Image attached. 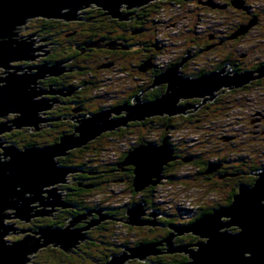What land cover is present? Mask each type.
I'll return each instance as SVG.
<instances>
[{
	"label": "water",
	"instance_id": "obj_1",
	"mask_svg": "<svg viewBox=\"0 0 264 264\" xmlns=\"http://www.w3.org/2000/svg\"><path fill=\"white\" fill-rule=\"evenodd\" d=\"M152 1L155 0H0V67L5 68V71L0 74H8L0 77V82H5L0 86V117L5 118L8 114L18 113L14 119L0 123V134L11 129V126L18 129L22 126H31L30 130L35 131L39 122L64 119L61 117L41 120L38 111L50 108V105L46 107L44 103L49 98L33 99L38 95L51 93L50 86L49 90L39 88L36 85V79L43 77L46 73L61 74L63 72L61 66L47 69L46 65L41 64L38 65L39 67L21 68L10 64L11 61L16 60L31 61L35 56L34 51H42L32 48L34 43V39H30L32 35H17L15 28L17 25H22L28 18L36 16L78 20L76 11L91 5L102 7L112 17L126 19V15L119 11L121 4H126V9H133ZM235 4L239 8L243 7V2L239 0H235ZM65 9L68 11L62 12ZM67 14H71L72 17L65 18ZM247 28L248 26L242 28L240 33H244ZM186 59L184 58L154 78L150 88L167 85L160 97L144 101L140 94L133 99L132 103L122 104L114 110L100 111L90 117L78 115L79 119L75 122L79 125L74 128V132H79L78 137L73 136L75 135L73 133L69 136H61L59 141L53 144L24 148L12 144L2 146L5 142H0L3 150L0 155H4L3 159L0 158V264H27L30 262L29 255L35 254L40 247L48 243L59 246L69 253L81 241H84L82 228H74L79 222L78 218L70 221L65 227L47 226L35 232L30 229L18 231L19 228L15 230L13 224L9 226L4 222L6 218H18L30 222L32 217L51 216L56 207L66 206L61 201L62 193L58 192V188L45 190L48 186L65 183L66 175L74 170L61 165L58 157L67 155L71 149L84 146L104 132L127 127L131 122H142L154 116L184 114L189 107H194L188 104L181 105V100L204 96L213 100L221 88L243 86L253 78L264 75L262 73L260 76L253 77L251 73L223 75L213 72L196 78L186 77L181 73V67ZM146 66L149 65L146 64L143 69ZM24 68L28 71L17 74V71H22ZM31 69H37V71L29 73ZM66 71L68 70L64 72ZM112 113L117 114L118 118H113ZM10 122L13 124L6 125ZM177 159L178 156L170 146L169 139L164 137L160 143H143L133 148L128 152L124 164L134 166L133 186L138 192L160 183L164 177L165 166ZM191 159L192 157L184 161ZM256 174L257 179L254 185L241 184L230 205L201 215L187 226L171 227L177 231L178 235L191 232L207 238L206 241L192 244V246H198L195 249H188L186 245L175 247L173 232L164 239L166 251L188 254L189 258L184 264H264V170ZM35 203L39 205L35 206ZM48 207L52 208L48 209ZM33 208L37 210L34 211ZM9 209L15 212L8 213ZM145 212L143 203L128 207L124 222L129 225L143 226L147 224L143 219ZM10 214L15 216L10 217ZM224 217L229 220H222ZM103 218L104 216L100 215L98 220L91 223L98 224ZM105 219L109 218L105 216ZM231 225H237L239 231L223 229ZM27 231L39 234V237L27 235L16 242L4 240L7 234H20ZM160 244L141 243L135 248H125L124 250L128 252L124 253L123 250L121 255H111L105 264H124L131 258L144 261L150 256L161 253L158 249Z\"/></svg>",
	"mask_w": 264,
	"mask_h": 264
},
{
	"label": "flooded vegetation",
	"instance_id": "obj_2",
	"mask_svg": "<svg viewBox=\"0 0 264 264\" xmlns=\"http://www.w3.org/2000/svg\"><path fill=\"white\" fill-rule=\"evenodd\" d=\"M195 1H197L198 3L197 7L191 4L188 7L186 6L187 7L186 9L183 6L184 3H181L182 8L184 9L181 10L180 14H177V18L179 15V18L181 20H185L187 18H190L192 20L194 19L195 23H197L198 25L201 22H207L206 23L207 27H204L200 31H197L196 29L193 30L192 27H189L188 32L192 34L193 42H190V38H189L190 35L187 37L184 36V34L187 32L179 33L178 35H176L177 37L178 36L180 37V40H182L181 42L182 46L183 45L185 46L186 42L191 44L192 46L195 45L194 47L195 50H187L185 48L184 52H182V55L180 58H182L183 60L184 59L183 57L186 54L187 59H186V62L183 64L184 67L181 73L186 77H192V78L200 77L202 75L210 74L213 72H219V73H222L223 75L251 73L253 77H256L258 75L260 76L262 73L264 74V8L263 9H260V8L253 9V8H250L249 6H246L244 8H239L235 4V0H221L222 1L221 4H217L216 2H212V1H210L212 2L211 4H206L207 2H205V0H195ZM166 2L169 3L170 1H166ZM244 2L245 4L250 3L249 0H244ZM175 4H178V3H175ZM178 5H180V3ZM213 5H217V6H213ZM89 8L90 9L97 8V9H100V11L101 9H103L102 7L97 6V5H91L88 7H84V9L80 12V14H78L79 16H77V18L79 19L71 23L73 24L74 22L79 21L80 23H84V24L75 23V24H78V26H76V28L75 27L71 28V32L70 30H67V29L59 32V29H60L59 27H62L61 25H63L62 22L69 21V20H65V19L63 20L62 18L61 20H53L55 21V23L57 22L55 25V28H57L55 31L58 32L56 34V39H59L60 42H46L47 40L49 41V38L52 39L53 37L48 36L47 35L48 31L43 28L40 30L41 32L40 34L38 33L35 34V35H38L42 41H45L46 42L44 43L45 46L49 48V49H45L44 51L45 53L34 56V58L39 59L38 60L39 63L36 64L35 66L45 64L47 66V69L55 67V66H61V68L63 69V74L50 75V73H47L42 77V80L39 82L40 85H42L44 81L46 82V85L48 87L50 86L51 88L50 89L51 93L47 97L52 100L49 101L48 99L47 101H44V103H46V107L47 105H50V107L51 106L53 107L55 104L59 103V105L61 104L62 106L58 107L57 112H62V111L65 112L62 115V117L66 121L64 123H60V125L55 126V128L58 129L56 130V133L61 134V136H63L64 134L73 133V131L71 132V130H74V128L76 127L75 121L79 119L78 115H80L81 113L80 110H82L84 106L88 107L87 109L85 108L83 109V111L87 112V114H83L80 116L90 117V115H92L95 112L108 111L110 109L114 110L116 107L122 104L132 103L133 99L140 94L144 101L154 100L160 97L161 95H163V93L166 90V86H167L166 84L160 85V86L164 85L165 90L164 92L161 93L160 96H157L154 98L146 97L145 95L147 94L146 93L147 91L141 90L142 87L149 85L150 83L149 79L152 78L153 73H155L152 70V67H154L156 71V76L162 74L163 72L167 70L166 68L162 70V72H159L161 71L162 68L156 64H153V66L150 68L151 71L149 70L147 74H144V77H145L144 79L147 81H144L143 84H140L139 86H137V88L134 89L131 95L123 97L121 100L117 101L113 105L111 104L110 105L111 108L109 109L98 106L94 98H91V97L85 98L86 96L85 94H82L81 96L80 95L75 96V94H77L78 89L83 88L79 85H71V83H73L77 77H80L81 73L83 72V68L79 67V65L77 64H82L86 61L84 59H81L80 57L85 56L84 58L90 61L91 58L94 56L91 52L93 51L101 52L99 53L101 55L93 59L96 61H101L103 63L101 66H97L96 68V71H98V74L99 73L101 74L102 69L108 70V71L113 70L112 65L116 62L112 59V56L118 54L117 45L115 43L111 45L110 46L111 48H110L106 45L100 44L102 43L101 41H97V43L91 44L93 47L83 48L82 53L76 56L69 57L68 59L62 60L64 56L67 57L69 56V53H72L73 47L82 48V45L85 44L83 40L87 39L88 36L91 35L90 32L92 31V28L90 27V25L88 26L89 23L87 22H90L92 20L87 19L85 17L87 14L86 9H89ZM168 9L171 10V8H168ZM201 12H204V13H201ZM219 12L221 15H218ZM123 14L126 15V19H127L130 13L127 14L126 10L125 11L123 10ZM109 15L110 14H108L106 11V14L103 13L102 17H106L108 21L113 20ZM64 17L70 18L72 16L71 14H67ZM204 18L205 20H203ZM216 19L218 21L214 22ZM117 20L125 21V19H117ZM208 23L210 25H208ZM170 24L177 25L179 24V20L178 21L175 20L173 23L170 21ZM66 26H69V25L66 24ZM164 26H167V24ZM246 26H248L247 30L244 33H240V30L242 28H245ZM22 28L23 27H21V29L19 30V33H17L18 36H25L21 34ZM97 29L98 31L104 30V28H97ZM61 35L65 37L63 38L64 40L62 38L61 39L59 38V36ZM72 37L76 38V40L78 39L79 42L78 41L73 42L72 39H69ZM34 42H37V41L34 39ZM156 42H157V46H156L157 51H161L162 49L164 50L165 43L160 44V42L157 41V37H156ZM165 45H166L165 48H167V44ZM36 49L42 50V51L44 50L42 46H40L39 48H35L34 50ZM210 53L212 55H208ZM204 55L208 57L206 61H204V59L201 58ZM99 57L100 59H98ZM180 58L177 59L176 62H180L181 61ZM69 63H71V65ZM191 63H193V65L195 66V67L194 66L191 67L192 71L188 70L190 68ZM31 66H34V65H31ZM24 67H29V65L24 66ZM120 68L126 69L124 67H120ZM65 70H68V72H64ZM42 73H44L43 70H42ZM102 84H105V83L103 82ZM160 86H157V87H160ZM150 89H153V88H150ZM113 92L116 93V90H114ZM237 92H242L247 98L249 97V95L252 96V99H250L251 102L252 100L255 99L257 103L260 100V103L262 104L264 101V75L260 76V78H253L252 80H250L249 83H246L243 86H239L235 88H229V87L221 88L219 91H217L216 96L213 100L208 98V96L193 97V98H188L186 100H181L180 104L181 105L188 104V105L194 106L192 108L189 107L186 110V113H184V115L187 117L198 116L201 113L200 111L203 110L206 117H209V118L212 117L213 121H221V120L230 118L232 116V112L234 110L233 108L235 109L239 108L238 106L234 104H239L238 101H241L242 99L244 101L243 97L240 100V99H237L239 97L234 96L235 93ZM114 98H117V96L115 95ZM90 105H92L93 107H91ZM95 105L97 106V108L94 107ZM240 107H241V110H244V108L247 110L246 113H242V117H243L242 121L248 122V126L246 127L245 125H243L245 127H239L237 129H234L233 126L237 123H240L241 119L238 121L236 120L234 122L224 124L222 127L227 128V131H229V133L231 132L235 133L233 136L229 134L225 138L227 140L229 138L230 140V138L232 137L236 138L237 136H250L253 142H251L249 145L251 146V145L256 144L259 147L261 144L264 143V110H258L255 115L250 114L249 104L247 101L243 105L240 104ZM44 113L45 114H43V116L50 115L52 112L51 113L44 112ZM9 115H14V114H9ZM39 118L41 120L44 119L40 116ZM51 119H55V118H51ZM45 120H50V119H45ZM197 121H200V120H197ZM46 122H41L35 131H31L28 127L21 128L20 130H14L15 128L14 126L8 131L14 130L16 133L29 132L30 134H33L39 131L38 134H41V132L47 130L46 126L47 127L50 126L49 124L45 125ZM42 124L44 125L42 126ZM65 127L71 128V129L67 130ZM127 127H129V125ZM211 127H212V131L214 132L217 126L214 125ZM118 129L110 131V132H113V134L117 133L116 131H118ZM46 132L48 135H51V133H48V131ZM107 133L108 132H105L104 134L100 135L99 138L101 140L105 139ZM38 134L36 135L38 136ZM1 140L2 142H6L2 139V137H1ZM58 141L59 140H57L56 142ZM242 143H244V141ZM247 143L248 142L245 141L244 145ZM7 145L8 144H6L5 146ZM12 145H15V144H12ZM27 146H45V145H27ZM250 146H249V149L252 148V150H248V151H246L245 149L243 150L245 152L253 151L254 154L252 153L253 155H247L248 158H246V160H241V162H239L240 165L238 164L234 168L232 167L230 169L229 168L226 169V167L224 166L225 163H223L222 161H216L217 163L211 164L209 168L207 169L209 173H207V170L203 168L199 172L201 174H206L205 176L207 179L222 180L223 179L222 176H224L226 179L229 180L228 185L230 186V190L237 189V192H238V187L241 184L252 186L257 178L256 173H258L261 170H264V153L260 154L259 151L256 152L255 148L250 147ZM24 147H20V148H24ZM181 154H178V155H181ZM199 157H201V155H195L193 156V160H198ZM204 161H206V159ZM60 164L64 166L63 163L60 162ZM213 165L215 166L211 168ZM66 166L74 169L73 172H76L77 174L80 173L78 167L73 166V165H66ZM133 171H134V166H133ZM133 175H134V172H133ZM75 179H78V175L75 176V178H73L74 181H76ZM67 183H68V180H66V182L59 189L60 190L59 193L60 194L61 192L63 193V195L61 194L62 196L61 201L62 203L66 205L65 207H56L54 213L49 217L39 216V217H36V219L32 218L30 223L23 221V220H18V222L22 224L25 223L26 224L25 229H30L32 231L33 229H36V227L38 226L65 227L69 224L70 221L74 220L75 218L76 219L78 218L79 222L74 226V228H79V227L82 228V230L81 229L80 230L84 234L85 239L87 240L90 239V236L88 237V233H90L92 231V228H94L95 226L99 232V227L103 223L116 222L115 215L118 211L116 208L107 209L106 213H104L103 209L100 206H97L98 205L97 204L95 207H93L89 211H86L84 210V208H82L81 201H79L78 199L75 198L76 202H73V201L70 202L69 200H67L65 198L66 196H68L67 191L71 192L74 190L75 191L79 190V186L71 187L70 185L72 184L67 185ZM78 185H82V183L80 182ZM74 195L76 196L77 194L75 193L72 196ZM37 205L39 204L37 203ZM124 209L127 211L126 206ZM200 212H198L197 214L199 215ZM100 215L104 216L101 222L98 224H92L91 222L96 221L98 219V216ZM105 216L109 218L107 221H104ZM125 216L127 217V215ZM200 216H198L197 218H199ZM52 218L54 219V222L50 223V221H52ZM170 218L172 217L170 216ZM170 218L165 211L159 212L158 210H153L152 208H149L148 206H146V212H145V215L143 216V219L147 222V224L141 227H145V226H148L149 224H152V227H150V230H153V231L159 230V233L155 236L154 235L151 236L148 239V242H143V243H153V242L161 243L158 246V249H160L161 253H159L158 255L150 256L148 259L144 261L134 259L135 261L142 262V263L144 262L148 264H157V263L162 264L161 262L164 259L171 261V260H175L177 258L183 257L188 260L189 258L188 254H186L185 252H182V253L167 252L166 251L167 247H166V243L164 242V239L171 233V230H172L175 234V237L173 238V243L175 247L186 245L188 246V249H194L192 247V244L200 242L199 241L200 237L191 232L178 235L177 231L173 230L171 227L184 226L186 224H184V222L181 224L173 222L170 220ZM44 221L45 222L47 221V222L44 223ZM13 228L15 230H18L17 227L16 228L13 227ZM23 230L19 228L18 231H23ZM28 232L30 233V231H27L26 234L23 233L25 234L24 237L27 234H29ZM24 237L22 239H24ZM92 241L94 240L92 239ZM98 243H100L98 242V240H96L94 244L86 242L85 243L86 246H82L79 243L75 248L72 249L71 253L78 255V252L82 251L84 254H88L87 252L81 250L82 249L81 247L83 248L88 247L90 244H92V246L95 247L98 245ZM54 247H59V246L51 245L48 248L45 247V249H49V248L54 249ZM119 253L121 252H115V253H112L111 255L119 254ZM94 259H96L94 261L95 264H100L103 260L102 256L96 257Z\"/></svg>",
	"mask_w": 264,
	"mask_h": 264
},
{
	"label": "rangeland",
	"instance_id": "obj_3",
	"mask_svg": "<svg viewBox=\"0 0 264 264\" xmlns=\"http://www.w3.org/2000/svg\"><path fill=\"white\" fill-rule=\"evenodd\" d=\"M190 1L192 0H189V2L184 3L183 6L185 9L189 5H191ZM210 1L216 2L217 4L222 3L221 0H205V2H210ZM239 1L243 2L242 8L246 6H249L250 8H253V9H256V8L263 9L264 8V0H249L250 3L249 4L246 3L247 5L245 4L244 0H239ZM126 6H127L126 4H121L119 11L123 13V10L124 11L127 10ZM167 6L168 8H171L173 11L169 13L170 15L165 16L161 19V22L158 28L157 41L160 42V44L161 43L167 44V48H165L166 45L164 44V50L160 49L163 52L160 53L161 56L157 57L155 61L156 65L160 67H165V65L169 63L176 62L177 59L181 57L182 52H184L185 48L187 50H195L194 48L195 45L192 46L191 44L187 42L185 46L184 45L182 46V43H181L182 40H180V37L179 36L177 37L176 35H178L179 33L187 32L184 34V36L187 37L190 35L189 38L192 40V34L188 32L189 27H192L193 30L196 29L197 31H200L204 27H207L206 25L207 22H201L198 25L197 23H195L194 19L192 20L190 18H187L185 20H181L179 18V15L177 18V14H180L181 10L184 9L182 8L181 4L178 5V4L169 2ZM83 9L84 8L77 10L76 13L80 14V12ZM65 11H68V9L67 10L65 9L64 12ZM201 13H204V12H201ZM218 15H221L220 12L218 13ZM47 19L48 20H61L59 18H54V17L46 18V17L36 16V17L28 18L26 22L22 25L23 28L21 30V34L25 36L34 35L32 38L37 41L33 43L32 48L43 46L45 45L44 43L49 42L48 40L46 42L42 41L38 35H35L37 33L38 34L41 33L40 30L42 29V24L44 20H47ZM114 19H119V18L114 17ZM175 20L177 21L179 20V24L172 25L170 24V22H167V21H171L173 23ZM203 20H205V18ZM73 21H76V20L63 21L62 22L63 25H61L62 27H59L60 28L59 32L65 29L71 31V28L73 27L76 28L78 24H84V23H80L79 21L71 24ZM217 21L218 20L216 19L214 22H217ZM75 23H78V24H75ZM66 24H68L69 26H66ZM166 24L167 26H164ZM208 25L210 24L208 23ZM59 38L63 39L65 37L61 35L59 36ZM43 49L45 50L49 48L44 47ZM42 53L44 52L34 51V55H38ZM91 53L94 56L91 58L90 61H93V62L96 61L93 59L101 55L99 54L101 52L93 51ZM208 55H212V54L210 53ZM183 58H187L186 54L184 55ZM201 58L204 59V61L208 59V57L205 55L202 56ZM98 59H100V57ZM112 59L116 62L112 65L113 70L112 71L107 70V72L104 73L103 76L100 75V77L97 79L100 82H104L105 84L96 85V86H99L100 94L97 95L96 99L94 98L98 106L105 107L108 109L111 108L110 106L111 104L113 105L117 101L121 100L123 97L131 95V93H133L134 89L137 88V86L142 84L144 81H147L144 79L145 78L144 75L140 74L139 71L130 62L133 59V55H126V54H123V53L121 54L118 52V54L112 56ZM38 60L39 59L37 58L31 61L16 60V61H11L10 64L15 67H24L28 65L35 66L36 64L39 63ZM121 65L125 66L126 69L124 70L120 68L122 67ZM193 66H194L193 63H191L190 68L188 70L192 71L191 67ZM170 67L171 66H168L167 69H169ZM183 67L184 66L182 65L181 71H183ZM133 69H136V70H133ZM25 71H28V69L26 68ZM25 71L23 70L17 71V74L24 73ZM36 71L37 69H32V71L30 70L29 73H35ZM61 74H63V72ZM107 74L108 75L111 74V75L107 76ZM2 76L3 74H0V77ZM41 80H42V77L37 78L36 85L41 89L49 90V87L46 85V82L43 81V84L40 85L39 82ZM3 84H5V82L0 83V86H2ZM93 90H94L93 88H90L86 92V94L90 95ZM114 90H116V93L113 92ZM48 95L50 94H41V95L34 97L33 99L37 100V99L48 98L47 97ZM115 95L117 96V98H114ZM234 96L239 97L237 99H240V100L243 97L244 101L242 99L241 101H238L239 104H234L238 106L239 108L238 109L233 108L234 110L230 118H227L221 121H213L212 117L210 118L206 117L204 114V111L201 110L200 111L201 113L198 116L187 117L184 114H178L179 117L175 118L172 121V123H174L176 127H174V131H171V133H168L166 137L167 138L169 137L168 138L169 144L175 150V155L178 156L177 160L188 159L187 156L189 155L190 156L201 155V157H199L198 160H193V158L191 160H185L184 163L177 165L176 167L170 169L168 172H166L164 169V173H163L164 177L162 178L161 182L157 184V188H156L157 191L153 195L154 201L157 203L156 204L157 206H154L152 209L158 210L159 212L165 211L168 214L169 218L170 216L172 217L170 218V220L173 222L180 223V224L183 222H187L193 217H196L198 215L197 213L200 212L201 209H205V208L212 207V206H217L218 204H222L226 201L225 195L230 190V186L228 185L229 180L226 179L225 177H222L223 178L222 180L207 179L205 176L206 174L199 173V171L202 170L203 162L205 159L210 160V161H215V162L222 161L223 163H225L224 166L226 167V169L228 168L230 169L238 165L239 162H241V160H246V158H248L247 155L254 154L253 151L245 152L243 150V149H245L246 151L252 150V148L249 149V146H250L249 144L253 142L250 136H237L236 138H234L232 136L235 133L233 132L229 133V131H227V128H223L222 126L226 123H231V122H234L236 120L238 121L241 119L240 123H237L233 126L234 129H237L239 127H245V126L247 127L248 122L242 121V118H243L242 113H246L247 110L245 108L244 110H241L240 104L243 105L247 101L249 104L250 114L255 115L258 110H264V101L262 104L260 103V100L257 103L255 99L252 100L251 102L250 99H252V96L249 95V97L247 98L242 92H237L235 93ZM60 106L62 105L61 104L59 105V103L55 104L53 107L51 106L49 109L38 111V114L42 118H61L65 112L64 111L57 112V109ZM90 106L93 107L92 105ZM94 107L97 108L96 105ZM84 108L87 109L88 107L84 106L83 109ZM83 109L80 110L81 112L80 115L87 114V112H84ZM44 112L46 113L52 112V113L50 115L43 116V114H45ZM96 113H99V112H95L92 115H95ZM178 115H175V116H178ZM112 117L118 118V115L112 113ZM14 118H15L14 115L8 114L7 117L5 118L0 117V123L3 121L6 122L8 120H12ZM197 120H200V121H197ZM65 121L66 120L64 119L47 121L45 125L49 124L50 126L46 127L47 128L46 131H48V133H51L53 137L55 136L57 137L59 133L58 134L56 133V130L58 129L55 128V126L60 125V123H64ZM75 123H76V127H78L79 123L78 122H75ZM157 123L159 124V122ZM6 125H10V124L7 123ZM43 125L44 124H42V126ZM154 125L157 127L159 126L161 127V125L158 126L156 123ZM214 125H216L217 127H216V130L213 132L211 126H214ZM28 128L31 129V126ZM140 128L142 127H138L137 128L138 130L137 129L131 130L132 131L131 134L128 133L124 136L113 134V136L110 138V140L112 141L111 142L112 145L109 147L111 149V152L114 154L111 160L112 162H114L117 159V157L119 156L118 155L119 153H122L123 151L129 148V146H127L129 143L134 144L140 137H146L147 139H153L154 141L155 140L158 141L160 139L161 128L158 131H153V130H156L157 128L155 127L149 128L147 127V125L144 126L142 129ZM66 129L69 130L71 128H66ZM14 130H20V129L14 128ZM14 130L5 131L2 133V135L0 134V138L2 137V139L6 141L5 143L2 144L3 146H5L6 144L11 145L12 144L11 142H16L17 144H19V146H22V145H26L28 142H32L33 140L39 139L37 141L41 142V140L48 139V137L45 134H43L42 137H38L36 134H38L39 131L36 133L30 134L29 132L16 133ZM73 133L75 134L73 136H76V137L79 136V132H74L73 130ZM73 133L64 134L63 136H69ZM229 134L232 135L231 136L232 138H230V140L228 138L227 140L225 137L228 136ZM105 139L101 140L99 138V141H101V143L103 144L102 141H104ZM243 141L244 143L245 141H247L248 143L244 145V143H242ZM88 143L85 144L84 146L76 147L74 149L69 150L67 155L74 150L81 149L87 146ZM250 147L255 148L256 152L259 151L260 154L264 153V143L261 144L259 147L256 144L251 145ZM0 152L1 154L3 153V150L1 147H0ZM181 153H184V154H181ZM81 154L82 152H80V154L78 155H81ZM84 154L85 156H88V154H91V153H84ZM178 154H181V155H178ZM2 156L3 155H0V157ZM58 158L60 159L62 158V156ZM64 166L68 167L66 165ZM214 166L215 165H213L211 168H213ZM207 173H209L208 170H207ZM77 175L78 174L76 172L68 173L66 175V180H68L67 185L75 184V181L73 180V178H75V176ZM172 175H175L177 178L175 180H171ZM54 186L58 187L59 184H56ZM247 186H250V185H247ZM45 189H49V188H45ZM112 189L108 187L107 188L103 187L102 189L94 191L93 196L91 197V201L94 202L95 204H98V206H100L103 209L104 213H106V210L110 208L125 207L127 206L126 204L129 202L131 204V205L130 204L128 205L129 207H132L133 205L137 203H143L146 209V204L140 200L141 197L133 195L131 191V187H128L127 185L126 186L121 185L119 187H116L115 190H112ZM109 190H112V192H110ZM58 191L60 192V190ZM67 194L68 196H66L65 198L69 200L70 202H72L73 192L67 191ZM35 206H37V203H35ZM51 208L52 207H48V209H51ZM7 211H13V210L9 209ZM18 220H19L18 218H10V219L6 218L4 222H5V225L13 224L15 228L17 227V228L25 229L26 224L19 223ZM107 220L108 219H104V221H107ZM222 220L225 221V219H222ZM190 221L189 223H187V225L194 222V220H190ZM46 222L44 221V223ZM106 225L108 226V229H109V231H106V233H112L116 236L113 243H115L121 249V253H119V255L122 254L125 248L138 247L139 246L138 243L143 241V239H149L151 236L153 235L155 236L159 233V230H156V231L150 230V227H152V225L141 227V226H136V225H129L128 223H124L120 221L110 222ZM40 227L41 226L36 227V229H33L32 232L38 231L37 229ZM32 232L30 233L28 232L29 233L28 235H35V236L37 235ZM232 232H236V231H232ZM171 233H173L172 230H171ZM185 233L186 232H184V234ZM99 234H101L100 230L98 232L95 226L94 228H92V231L88 233V237L90 236L91 238L88 240L85 239L86 242L94 244V242L96 241V237ZM23 237L24 235L21 233L20 234L11 233V234L5 235L4 240L9 241V242H16V241L21 240ZM92 239L94 241H92ZM85 240L80 242L82 246H86ZM202 240L204 239L200 237L199 241H202ZM50 246L51 245L47 246V248ZM97 246L99 247L96 249V247H93L92 244H90L88 247H84V248L81 247L82 248L81 250L89 254H92V252L97 253L98 257L103 256L101 252L99 251L100 249H102V252L107 251L108 246L107 247L105 245L103 246V244H98ZM192 247L194 249L197 248V246H192ZM108 248L112 249V247H108ZM125 252H128V250H124V253ZM179 253H182V252H179ZM71 254H72L71 252L67 253L59 247H54V249L53 248L45 249V247H43V248H39V250L35 254L29 255L31 261L28 262L27 264H95L94 262L96 260L94 259L95 257L91 258V256L89 257L88 254H84L82 251L78 252V255L77 254L71 255ZM134 259L135 258L126 260L127 263H124V264H131L132 262L135 261Z\"/></svg>",
	"mask_w": 264,
	"mask_h": 264
},
{
	"label": "trees",
	"instance_id": "obj_4",
	"mask_svg": "<svg viewBox=\"0 0 264 264\" xmlns=\"http://www.w3.org/2000/svg\"><path fill=\"white\" fill-rule=\"evenodd\" d=\"M166 1H170L178 4L189 2V0H155L146 5L140 6V8H133V10H126V13H130V14L127 17V19L128 18L129 19L128 20L125 19V21H119L117 19H114V17H112L111 15L109 16L114 21L113 20L108 21L106 17H102L103 13L106 14V11L103 9H101V11L100 9L97 8L86 9L87 14L85 17L87 19L92 20L90 22H87L89 23L88 26L90 25V27L92 28V31L90 32L91 35L88 36L87 39L83 40L85 44L82 45V48L73 47L72 53H69V56L67 57L64 56L62 60L68 59L69 57L76 56L82 53L83 48L86 47L91 48L93 47L91 44L97 43V41H101L102 43L100 44L106 45L108 47H110L115 43L117 45V51L119 53L121 54L123 53L126 55H133V59L130 62L132 63V65H134V67L139 71L140 74L142 75L147 74L149 70L151 71L150 68L153 66V64H156L155 63L156 58L161 56L160 53L163 52V51H157L156 37L158 36L157 29L159 28L161 19L165 16L170 15L169 13L173 11L172 9L169 10L168 6H165L168 4ZM190 4L197 7L198 3L197 1L192 0L190 1ZM56 23L53 20H44L42 24V28L48 31L47 35L53 37L52 39L49 38V42H60L59 39H56V34L58 33L55 31L57 29L55 28ZM97 28H104V30L98 31ZM69 39H72L73 42L78 41V39L76 40V38L73 37ZM190 42H193V40L190 39ZM84 57H80V58L84 59L86 62L82 64H77L79 65V67L83 68V72L81 73L80 77H77L76 80L73 83H71V85H79L83 87L82 89H78L77 94H75V96L76 95L81 96L82 94H85L86 95V96L84 95L85 98L90 96L91 98L96 99L97 95L100 94L99 86L96 85L103 83L97 79L100 77V75L103 76L104 73L107 72V70L102 69L101 70L102 72L100 71L101 74H98L96 68L97 66H101L103 63L101 61L91 62ZM180 59L182 61V58ZM176 63L178 62H172L165 65V67H161L162 69L159 72H162V70L166 69L168 66H173ZM69 64L71 65V63ZM146 64H148L149 66H146L143 69V67ZM122 67L125 68V66ZM152 70L155 73H153L152 78L149 79L150 80L149 85L144 86L141 89L147 91L146 92L147 94L145 96L148 98H154L160 96L161 93L164 92L165 90L164 85L160 87H156L155 89L154 88L150 89L151 85L154 82V78L156 76V71L154 67H152ZM110 75L111 74L109 75L107 74V76ZM90 88H93L94 90L91 92L90 95H87L86 92ZM177 117L179 116H169V115L156 116V117L147 118L142 122L130 123L129 127H120L118 131H116L117 133L114 134H118L119 136L120 135L124 136L128 133L131 134L132 132L131 130H136L138 127L143 128L144 126L147 125V127L149 128L151 127L157 128L154 131H158L161 128V135L158 141L156 140L154 141L153 139H147L146 137H140L134 144L129 143L127 145L129 146V148L123 151L122 153H119L118 154L119 156L114 162L111 161L114 154L111 152V149L109 148L112 145L111 144L112 141L110 140V138L113 136V132H108L106 134L105 137L106 139L102 141L103 144L101 143V141H99V137H97L96 139L90 141V143H88L87 146L81 149L74 150L70 152L67 156L60 158L59 161L64 165H70L73 163L72 165L78 167L80 171V174H78V179H75L76 180L75 184L70 185L71 187L79 186L78 191L75 190L71 191L73 192V194L75 193L77 194L76 196L74 195L72 197L73 198L72 201L76 202V199H78L79 201H81L82 208H84V210L86 211H89L90 209H92L97 205L91 201V197L93 196L94 191L102 189L103 187L106 188L108 187L110 189L113 188L112 190H115L116 187H119L121 185H125V186L127 185L128 187H131V191L133 195L141 197L140 200L143 201L146 204V206L151 208L157 206L156 205L157 203L154 201L153 198L154 193L157 191L156 190L157 186L151 185L141 191L138 192L135 191L133 186V180H134L133 166L124 164V161L128 152L131 151L136 146L149 142H153V143L161 142L162 139L168 135V133L174 131V127H176V125L172 123V121ZM157 122H159V124ZM155 123L158 126L161 125V127L155 126L154 125ZM72 131L73 130H71V132ZM43 134H45L48 137L47 140H41V142H38L37 140L39 139H37L22 146H19V144H17L16 142H11V143L18 145L19 147H24L27 145H49L56 143V141L59 140V138L61 137V134H59L57 137L56 136L53 137V135L52 136L48 135L46 131H43L41 132V134H38V137H42ZM80 152H82V154L78 155L80 154ZM84 153H91V154L85 156ZM191 157L193 158V156L190 155L187 156L188 159H190ZM206 161L203 162L204 166L202 167L205 170H207L211 164L217 163V162L213 163V161L210 160H208L207 162ZM182 163H184V159L172 161L165 166V171L168 172L170 169ZM171 178H172L171 180H175L177 177L175 175H172ZM80 182L82 183V185H78ZM112 190L109 191L112 192ZM236 193H237V189L228 191L225 195L226 201L224 203L218 204L217 206L201 209V212L199 215L196 216V219L198 216L204 215L206 213H210L216 208L230 205ZM129 204L130 202L126 204L127 208L129 207L128 206ZM124 208L125 207L116 208L118 210L115 215L116 222L118 221L124 222L126 220V216H125L126 210ZM194 219L195 217H193L190 220H194ZM189 221L184 222V224L187 225ZM51 222H54L53 218L52 221H50V223ZM106 224L108 223H103L99 227L101 234H99L98 237H96V240L100 242L98 244H103V246L105 245L106 247L107 246L112 247V249L107 247V251H103V252L102 249H100L99 252H101V254L103 255L102 256L103 260L100 264H104L105 262H107L112 253L121 252V249L118 246L116 247V244L113 243L116 236L112 233H106V231H109L108 226ZM231 230L235 231V229L233 228ZM143 242H148V239H143V241L139 242L138 244H141ZM95 247L97 249L99 246H95ZM88 256L89 257L91 256V258L93 257L96 258L98 257V254L92 252V254L88 253ZM186 261H187L186 258L181 257L171 261L164 259L162 262L161 261L160 262L162 264H184ZM131 264H148V263L134 261Z\"/></svg>",
	"mask_w": 264,
	"mask_h": 264
},
{
	"label": "bare ground",
	"instance_id": "obj_5",
	"mask_svg": "<svg viewBox=\"0 0 264 264\" xmlns=\"http://www.w3.org/2000/svg\"><path fill=\"white\" fill-rule=\"evenodd\" d=\"M140 8V7H139ZM129 10H131V9H129ZM62 12H64V10L62 11ZM59 19H61V18H59ZM48 20V19H47ZM23 25V24H22ZM22 25H17L15 28H16V32L17 33H19V30L21 29V27H22ZM33 37V36H32ZM32 37H30V39H33ZM35 59V58H34ZM186 62V61H185ZM184 62V63H185ZM23 71H25L26 69L24 68V69H22ZM5 71V68L4 67H0V72L1 73H3ZM31 71H32V69H31ZM5 75H7V73H4L3 74V76L2 77H5ZM0 83H2V82H0ZM12 114H16L15 115V117H17L18 116V113H12ZM86 116V115H85ZM9 121V120H8ZM3 122H5V121H3ZM41 122H39V124H40ZM10 125H12L13 123L12 122H10L9 123ZM24 127H28V126H22V128H24ZM11 128H13V126H11ZM5 132V131H4ZM3 133V132H2ZM11 133V132H10ZM6 134V133H5ZM2 135V134H1ZM0 142H2V140H1V138H0ZM3 146V145H2ZM0 154H1V152H0ZM4 156V155H3ZM3 156L2 157H0L1 159H3ZM214 172V171H213ZM222 177H224V176H222ZM161 182V181H160ZM64 183H60L59 184V186L58 187H55L54 185H52V186H48V187H46V188H49V189H52V188H58V190L61 188V186L63 185ZM45 190H47V189H45ZM59 192V191H58ZM45 194H46V196H47V193L45 192ZM63 194V193H62ZM45 196V197H46ZM46 208V207H45ZM47 209V208H46ZM12 210V209H11ZM32 210H37V209H35V208H33ZM8 213H13V212H15V211H7ZM12 216H15V214H10V217H12ZM36 217H39V216H35V217H32V218H35L36 219ZM44 217V216H43ZM223 219H225V221H228L229 219L228 218H226V217H224ZM186 226V225H185ZM41 228H44L43 226H41L40 228H38L37 230L39 231V229H41ZM89 228H91V227H89ZM235 229V231H239V228H238V226L237 225H231V226H229V227H224L223 229H225V230H228V229ZM234 231V230H233ZM33 232H35V231H33ZM25 234H26V232H24ZM23 234V233H22ZM25 234H23V235H25ZM184 234V233H183ZM8 235V234H7ZM28 235V234H27ZM26 235V236H27ZM31 236H35V235H31ZM197 236H199L200 237V235H197ZM39 237V234H37L36 236H35V238H38ZM204 240H202V241H206V239L207 238H205V237H202ZM201 242V241H200ZM49 245H52V243H48V244H46V245H44V246H42V247H40V248H43V247H47V246H49ZM198 247V246H197ZM30 261H31V259H30Z\"/></svg>",
	"mask_w": 264,
	"mask_h": 264
}]
</instances>
